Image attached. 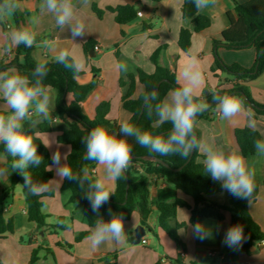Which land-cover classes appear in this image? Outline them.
<instances>
[{
	"label": "crops",
	"instance_id": "obj_1",
	"mask_svg": "<svg viewBox=\"0 0 264 264\" xmlns=\"http://www.w3.org/2000/svg\"><path fill=\"white\" fill-rule=\"evenodd\" d=\"M250 0H218L214 7L204 9L198 13L210 19V26L202 32L194 31V20L183 17V5L193 0H91L88 7L78 9V17L86 23L87 35L83 39L72 41L68 30L61 31L55 24L51 13H41V0H17L18 10L24 14L25 26L33 31L39 41L33 45L29 56L32 60L55 61L60 50H68L77 59L84 61L85 67L81 71L77 82L85 85L95 82V87L86 100L81 104L84 113L89 118L96 116V109L102 102L110 104L108 119L120 124L122 120L131 118V113L124 109L122 99L132 89L131 97L138 98L145 90L138 79L139 70L147 73L155 71L151 60L152 54L160 49L159 63L173 70L177 74L189 55H196L202 61L205 82L201 99L223 83L227 75L220 70H213L215 66V48L213 40L222 39V33L227 28L224 15L231 13L236 17L234 3H245ZM75 2V0H74ZM96 6L102 11L99 15ZM131 6L135 17L124 24L116 19V12L109 8ZM141 12V15L139 13ZM36 23H32L33 18ZM182 28L189 29L193 34L191 45L184 51L179 44ZM17 29L13 15L0 20V47L6 43V33ZM48 41L52 47L43 44ZM88 45V49L85 46ZM95 46L100 49L96 50ZM53 48L55 50H53ZM225 64L238 63L246 68L254 66L256 50L254 47L228 49L221 44L216 49ZM17 47L10 54L0 55L6 67L15 66ZM25 53L21 52L18 61L23 63ZM124 61L128 64V72L117 70V63ZM129 75L135 77L131 87ZM252 99L264 104V72L256 78L247 80ZM53 101L50 106L52 119L43 121L50 125L49 132H42L39 124L32 128L48 148L51 158L59 151L61 164L67 163L63 159L69 154L70 146L58 143L57 137L67 124L57 116V90L50 88ZM167 95V94H166ZM68 103L73 101L72 94L66 98ZM4 101L0 100V110L4 111ZM246 107V106H245ZM248 108V107H246ZM253 111V110H252ZM257 130L264 139V114L256 115ZM247 127L244 116H237L231 121L220 119L219 113L212 111L208 118L197 122L198 139L204 145L223 148L225 151L241 150L235 137V131ZM198 162L203 163L204 155L198 149ZM0 155H5L0 150ZM6 156V155H5ZM244 156V155H243ZM250 167L255 168V184L259 186L257 198L249 204V212L253 220L259 224L264 233V157L253 155L244 156ZM8 168L10 175L0 178V208L4 207V217L13 222V232L0 235V264H30L31 257L36 251L37 260L34 264H93L111 253L117 254L116 264H264V240L258 246L252 247L250 254L241 250V246L230 249L222 241L225 231L231 226L230 215L223 220L203 218L201 223L211 229L210 238L203 241L194 238L190 224L191 212L188 208L178 209L177 221L185 224L178 230L182 244H176L159 227V213L156 206L152 207L146 227L151 231L134 243L135 230L141 224L139 210H135L129 220H125L126 240L120 244L106 242L97 248L91 246L87 237L77 240V237L89 230L84 218L85 206L71 203V191L62 188L56 175V166L52 164L53 177L46 184L48 189L42 192V211L46 215L48 225H65L64 228H43L30 221L27 215V205L23 194L22 184L17 182L13 191L8 194L4 189L12 183L15 171H12L7 157L0 161V168ZM87 166L83 167V170ZM93 178H103L106 172L103 166H94ZM89 174V170H88ZM115 190L116 181L109 182ZM151 200L155 202H173L182 199L193 205L191 196L166 182L163 178L152 176L149 181ZM52 191L53 195H47ZM230 194L223 190L212 196V200L219 204H228ZM93 229V228H92ZM91 229V230H92ZM66 245H71L68 248Z\"/></svg>",
	"mask_w": 264,
	"mask_h": 264
},
{
	"label": "trees",
	"instance_id": "obj_2",
	"mask_svg": "<svg viewBox=\"0 0 264 264\" xmlns=\"http://www.w3.org/2000/svg\"><path fill=\"white\" fill-rule=\"evenodd\" d=\"M95 11L101 15L102 11L94 6ZM116 12V19L119 23L124 24L135 17V12L131 6H121L117 8H109ZM234 11L236 17L231 13L224 15L227 28L222 33V39L213 40L215 48V66L213 70H220L227 75L226 79L215 90L220 94L239 95L244 98L245 106L251 108L256 115L264 114V104L255 102L249 92L245 82L256 78L264 72V0H250L245 3H234ZM183 17L195 21L196 33L202 32L210 26V19L198 13L194 4L186 2L182 8ZM17 29L26 28L24 14L18 9L13 14ZM192 32L189 29L182 28L179 37V44L184 51H187L191 45ZM39 38L36 37V43ZM223 44L228 49H241L246 47H254L256 50V60L251 68L243 67L238 63L225 64L217 53V48ZM32 47H25L23 44L17 47V56L14 63L17 69L23 75L31 74L37 62L29 56ZM88 49V45L85 46ZM24 52L25 60L23 63L18 61V56ZM160 49L155 51L151 60L155 65L153 73H147L139 70L137 79L144 85L145 92H150L157 87L158 99H163L166 94L175 88L176 74L170 68L159 63ZM7 65L4 59H0V71L5 70ZM49 69L47 76L44 78V84L57 90V116L67 124L65 129L57 137L58 143L70 146V152L67 156V164L72 168L74 173L83 172V167L87 166L89 176L93 178V168L96 165L94 161L85 160L86 147L83 137L97 126H102L109 130L110 133L119 134L120 124L108 119L107 115L110 110L108 102H102L96 109V116L89 118L83 111L81 104L86 100L95 87V82L89 84H79L77 79L73 78V72L66 69L63 65L55 61H47ZM81 72L78 74V76ZM131 87L135 81L133 75H129ZM143 93L136 99L131 97L132 89L123 97L122 103L125 110L131 113L130 123L134 124L141 131H149L154 135H167L171 131V123H165L158 127H154L155 116L149 117L143 105ZM68 94H72L73 101L68 103L66 98ZM209 105L208 109L199 114L196 118L195 134L198 137L197 122L201 119L208 118L210 113L216 109L211 94H207L202 98ZM0 112H4L0 110ZM50 125L43 123L40 125L42 132H49ZM25 131L32 135L33 142L37 144L38 153L43 156V163L39 167H31L28 171L31 173L32 180L38 184H47L53 177V171L47 170V166H52V158L43 141L36 135L35 131L25 124ZM235 137L241 153L244 156L253 155L256 150L254 142L261 139L258 131L253 132L249 128H241L235 131ZM133 145V162L127 169L125 176L116 181L114 194L111 195L108 203L104 204L98 212H93L88 199L79 186L67 179L63 180L62 188L71 191L70 202L73 204H82L85 206L84 218L89 226V230L81 233L77 240L87 237L94 228L97 218L104 220L111 219V213L123 214L124 221L129 220L135 210L140 211L141 224L146 226L147 220L151 213L152 207L156 206L159 217V227L170 237L176 244H182L178 230L185 226L177 221V212L179 208L186 207L191 212L190 224L194 225L202 221L203 218H215L223 220L226 214L230 215V225L239 224L243 226L245 240L242 243L241 250L250 254L251 248L256 247L264 240V233L256 223L249 212V201L239 199L230 194L228 204H219L212 200V196L223 191L219 182L213 181L209 174L204 171L203 163L198 162L200 156L198 150L194 152L190 161L185 164L187 159L180 156H160L150 152L147 148L138 145L134 138H128ZM0 150L4 153V147L0 144ZM6 155V153H4ZM146 156H155L169 164L170 167L151 161L145 160ZM12 157L7 156V160L11 165ZM182 167L180 170H174ZM152 176L163 178L166 182L174 185L177 189L191 196L194 204L191 206L182 199H175L173 202H155L151 200L149 181ZM22 184L23 194L27 205V215L30 221H33L39 229L43 228H64L65 225L52 226L46 222V215L42 211L43 195H33L27 187L24 186V179L18 171H15L12 183L4 189V193L8 194L14 190L16 183ZM129 183V187L127 184ZM259 194V186L255 184L251 202L254 201ZM47 195H53L50 191ZM111 210V213L110 211ZM4 207L0 208V235L13 232V222L11 219L6 220L3 214ZM68 248L71 245H66ZM37 260L36 251L33 252L30 264H34ZM117 254L111 253L105 255L101 261L93 264H116Z\"/></svg>",
	"mask_w": 264,
	"mask_h": 264
},
{
	"label": "clouds",
	"instance_id": "obj_3",
	"mask_svg": "<svg viewBox=\"0 0 264 264\" xmlns=\"http://www.w3.org/2000/svg\"><path fill=\"white\" fill-rule=\"evenodd\" d=\"M91 0H41L39 5L41 13H51L56 26L61 30L70 32V39L76 41L87 35L86 23L78 17V9L88 7ZM199 12L217 5L218 0H193ZM20 7L17 0H0V20L12 16ZM37 18L32 19L36 23ZM7 43L0 47V55H7L21 44L32 47L36 43V34L27 29H13L6 33ZM43 44L52 47L48 41ZM53 50H55L53 48ZM55 62L63 65L73 72V78L84 69L82 59H77L68 50H60L55 56ZM117 70L127 73L128 64L118 62ZM47 61L37 62L30 76L23 75L15 67H7L0 71V100L4 101V112H0V144L4 147L5 155H0V161L7 156L12 157L11 169L18 171L24 179V186L33 195H41L48 189L46 184L33 182L31 167H39L43 163V156L38 153L37 144L33 142L32 135L25 131V124L36 128L43 121L52 119L50 106L53 101L50 86L44 84L48 74ZM205 82L202 61L196 55H189L176 74V87L170 90L163 99H158V92L152 90L143 93V103L147 115L155 116L154 127L171 123L172 128L168 134L154 135L149 131H141L128 119L122 120L119 134L110 133L102 126L92 128L88 135L83 137L86 147L85 160L94 161L103 166L106 176L94 181L90 178L88 170L74 173L67 164H61V153L56 151L52 156V164L56 166V175L59 182L67 179L75 182L84 192L91 204L93 212L108 201L114 188L109 182H115L125 176L133 162V145L128 138L143 148L160 156H180L189 158L198 149L204 155L203 168L213 181L219 182L223 190L232 196L248 200L251 203L255 189V168L250 167L244 156L238 151H225L223 148L204 145L195 134L196 118L205 112L209 105L201 99ZM212 100L220 119L231 121L237 116H244L247 127L253 132L257 130V120L254 111L245 107V100L239 95L220 94L210 90ZM49 147L50 144H44ZM256 155L264 157V139L254 142ZM67 161V154L63 156ZM51 171L52 167L47 166ZM10 175L8 168H0V178ZM111 213V210H109ZM194 238L201 241L211 237L212 232L203 223L191 225ZM127 233L123 214L111 213L110 220L97 218L87 240L93 248L106 242L120 244L126 240ZM243 226L236 224L230 226L224 233L222 243L230 249L236 250L244 242Z\"/></svg>",
	"mask_w": 264,
	"mask_h": 264
},
{
	"label": "water",
	"instance_id": "obj_4",
	"mask_svg": "<svg viewBox=\"0 0 264 264\" xmlns=\"http://www.w3.org/2000/svg\"><path fill=\"white\" fill-rule=\"evenodd\" d=\"M161 82H159L157 84V87L154 89L156 91H158V88H159V85H160ZM142 107L144 108V103L142 105ZM194 152L190 155V157L187 159V161L185 162V164H187L190 159L192 158ZM145 160H151V161H155V162H158L162 165H164L165 167H170L169 164L165 163L163 160H161L160 158L158 157H155V156H146L144 158ZM182 167L180 168H177V169H174V170H180ZM127 187H129V183L127 184ZM151 231V229L147 228L146 226L144 225H139L136 230H135V238H134V243H139L141 238L146 234V231Z\"/></svg>",
	"mask_w": 264,
	"mask_h": 264
},
{
	"label": "built area",
	"instance_id": "obj_5",
	"mask_svg": "<svg viewBox=\"0 0 264 264\" xmlns=\"http://www.w3.org/2000/svg\"><path fill=\"white\" fill-rule=\"evenodd\" d=\"M139 15H141V12L139 13ZM95 49H96V50H99L100 47H99V46H95ZM92 172L94 173V169L92 170Z\"/></svg>",
	"mask_w": 264,
	"mask_h": 264
}]
</instances>
